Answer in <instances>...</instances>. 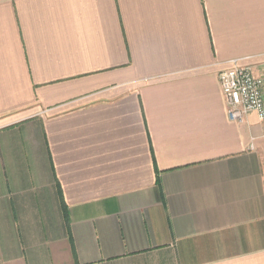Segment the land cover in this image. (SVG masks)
Returning a JSON list of instances; mask_svg holds the SVG:
<instances>
[{"label":"crops","instance_id":"1","mask_svg":"<svg viewBox=\"0 0 264 264\" xmlns=\"http://www.w3.org/2000/svg\"><path fill=\"white\" fill-rule=\"evenodd\" d=\"M264 0H0V264H264Z\"/></svg>","mask_w":264,"mask_h":264},{"label":"built area","instance_id":"2","mask_svg":"<svg viewBox=\"0 0 264 264\" xmlns=\"http://www.w3.org/2000/svg\"><path fill=\"white\" fill-rule=\"evenodd\" d=\"M219 81L231 120L241 122L255 113L264 121V78L254 73L251 64L242 59L229 62L219 72Z\"/></svg>","mask_w":264,"mask_h":264}]
</instances>
